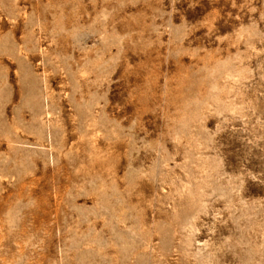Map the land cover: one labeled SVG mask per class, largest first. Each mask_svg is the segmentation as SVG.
<instances>
[{
  "label": "rangeland",
  "instance_id": "374dc122",
  "mask_svg": "<svg viewBox=\"0 0 264 264\" xmlns=\"http://www.w3.org/2000/svg\"><path fill=\"white\" fill-rule=\"evenodd\" d=\"M0 264H264V0H0Z\"/></svg>",
  "mask_w": 264,
  "mask_h": 264
}]
</instances>
